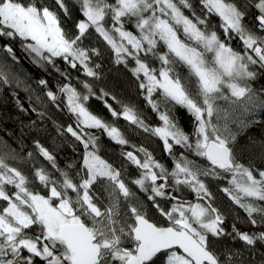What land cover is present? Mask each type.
I'll return each mask as SVG.
<instances>
[{
  "label": "snow or ice",
  "instance_id": "1",
  "mask_svg": "<svg viewBox=\"0 0 264 264\" xmlns=\"http://www.w3.org/2000/svg\"><path fill=\"white\" fill-rule=\"evenodd\" d=\"M54 3L64 16L70 15L66 0ZM75 3L82 18L69 32L57 11L46 5L0 0V37H18L33 63L45 71L51 67L65 81L53 91L45 79L32 88L16 73L10 78L4 71L11 68L7 58L19 61L13 48L4 45L0 87L23 84L31 110L41 120L49 104L66 108L74 125L56 124V130L61 136L70 134L83 150L79 167L67 166L71 173L58 166L39 140L26 157L14 151L0 155V264H264V252L258 254L256 247H264V231H241L235 224L231 231L225 228L226 214L206 183L226 181L219 191L243 210L249 224L264 226V150L261 165L255 157L242 162L247 146H237L238 133L232 130V125L247 127L248 114L264 109V90L250 83L260 74L257 68L264 70V0H199V10L193 0ZM213 16L218 24L211 22ZM93 32L110 47L116 64L127 68L129 59L134 62L129 70L160 123L149 124L134 105L104 89L97 95L88 80L76 77L73 83L71 73L58 66L59 59L99 80L100 65L90 64L100 52L85 46ZM149 58L158 60L159 67ZM92 97L104 101L111 121L89 110ZM17 106L28 111L19 99ZM177 108L192 118L191 132L182 127ZM121 119L162 142L171 170L144 146L123 150L130 141L116 123ZM97 133L121 146V156L139 173L136 178L126 183L125 164L116 167L102 157ZM36 155L58 176L41 166L30 179L8 162L27 164ZM35 180L48 189L46 194L34 190ZM185 189L194 194L195 203L174 195ZM137 190L161 220L149 216ZM161 201L175 202L165 208Z\"/></svg>",
  "mask_w": 264,
  "mask_h": 264
},
{
  "label": "trees",
  "instance_id": "2",
  "mask_svg": "<svg viewBox=\"0 0 264 264\" xmlns=\"http://www.w3.org/2000/svg\"><path fill=\"white\" fill-rule=\"evenodd\" d=\"M24 2H34L40 5H46L51 10L57 11V14L61 18L62 27L69 32L74 30V25L82 18L79 12V6L75 3V0H66L70 12V15L67 17L58 9L54 0H24ZM193 4L196 6L197 10H199V0H193ZM185 14L191 15L186 9ZM210 19L213 24L219 23L217 17L213 16ZM252 20L253 15L250 13L248 18L249 23H251ZM128 27L129 30L134 31L135 33L136 30L133 27ZM4 45H10L13 48L19 61L18 64H15L10 57L7 58V63L8 65H11V68L5 67L4 71L9 73L10 78L12 77V73H16L21 80H26L27 84L32 88H36V82L39 79H45L49 82V87L52 88L53 91L56 90V85L58 83L65 82L64 78L60 77L59 73L55 72L51 67L45 71L43 68L33 63L32 58L24 51L22 42L18 37L16 39L0 37V49H2ZM85 46L96 48L100 52L98 57H92L90 64V66H94L95 64L100 65L99 69H97L100 73V79L93 80V78L86 77L84 76L82 69L78 72L76 69H71L65 64V62L58 59V66L62 71H68L71 73V76L74 78L73 83L76 82V77H79L81 80H88L93 84L97 95H99L100 89H104L116 96L120 101L134 105L139 113L146 118V121L149 124L156 125L160 123L157 114L147 105L144 96L141 94V90L138 88V82L129 70L134 66V62L129 59L127 68L123 64H116L115 54L103 38L98 37V34H95L94 32L90 39L85 41ZM232 46L237 49L240 48L238 41H233ZM163 50L166 51V49ZM0 56H3V53H0ZM149 59L153 67H159L158 60ZM257 71L260 72V74L256 80L250 82L251 86L256 90H264V70L257 68ZM17 99L20 100L23 107L28 109V111L25 112L20 110L17 106ZM104 99L112 104L113 107L119 108V105L116 104L111 97H105ZM32 106L33 105L29 101V94L25 92L23 84L19 88L16 87L14 82L10 86L4 85L0 87V155L10 156L14 151L21 156L26 157L28 152H34V141L39 140L43 146L55 155L58 166L71 173L72 170L68 169L67 166L69 164H74L79 167L83 151L82 146L74 142V138H72L70 134L61 136L57 132L55 125L59 124L65 127L68 124L74 125V117L66 108L61 110L54 105L49 104L48 115L45 119L41 120L37 114L31 110ZM87 106L94 114H97L105 120H112L109 112L104 107L103 100L92 97L87 102ZM177 112L182 117L181 125L184 127V130L186 132H191L193 127L192 118L183 109L177 108ZM247 121V127H237L236 125H232V130L238 133L237 146H247V150L242 157V162L247 163L250 158L255 157V162L259 166L262 164L259 154L264 150V109L257 108L249 113ZM33 122H35V124H33ZM116 123L121 131L124 132L126 138L130 141L129 145L123 146L124 151L135 152L132 145L144 146L152 152L153 156L158 161L164 163L165 166L171 170L173 162L163 151L161 141L155 137L148 136V134L144 133L142 130H134V126L128 127L127 123L122 119L116 121ZM97 134L100 135V143L102 147L100 154L102 157L107 159L110 163H113L116 167H119L122 162L125 164L126 174L122 178L125 179L126 183L131 179L136 178L139 173L134 165L125 161L121 156V146L112 142L106 135ZM179 151L183 150L180 149ZM137 155L140 154L137 153ZM189 158L197 160L199 163H206L192 154H189ZM8 162L20 168L30 179H32L34 169L41 166H44L58 176V173H56L54 169H51L48 162L39 155H36L27 164L11 159H9ZM206 183L209 184L210 190L216 197L215 205L226 214L225 228L231 231V225L235 224L241 231H247L250 233L264 231V226L257 225L254 227L249 224L243 210L232 204L227 196L219 191L220 187L227 186L226 181L217 182L207 180ZM33 187L35 191H38L42 195L48 192V189L39 185L38 180L34 181ZM169 191H171V189H169ZM137 194L141 200L145 202V206L149 211V216L154 220H161L159 214L152 208L151 203L146 201L145 194L140 193L138 190ZM174 195L182 197L185 200L192 202L195 201L194 194L187 189L179 193H174ZM174 202L175 201H161V204L163 207L168 208L170 207V203ZM237 217L239 218L237 219ZM224 243H233L234 247H241V243L238 241L230 242L226 240ZM256 247L258 254L264 252V247H261L259 244ZM37 264H41V262L37 260Z\"/></svg>",
  "mask_w": 264,
  "mask_h": 264
},
{
  "label": "rangeland",
  "instance_id": "3",
  "mask_svg": "<svg viewBox=\"0 0 264 264\" xmlns=\"http://www.w3.org/2000/svg\"><path fill=\"white\" fill-rule=\"evenodd\" d=\"M196 201H194L193 203H195Z\"/></svg>",
  "mask_w": 264,
  "mask_h": 264
}]
</instances>
